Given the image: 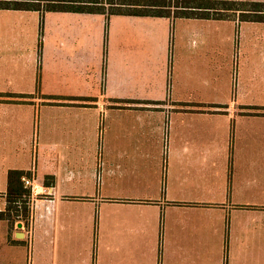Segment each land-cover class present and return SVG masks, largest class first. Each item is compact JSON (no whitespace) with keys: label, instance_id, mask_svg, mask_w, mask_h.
I'll return each instance as SVG.
<instances>
[{"label":"crops","instance_id":"obj_1","mask_svg":"<svg viewBox=\"0 0 264 264\" xmlns=\"http://www.w3.org/2000/svg\"><path fill=\"white\" fill-rule=\"evenodd\" d=\"M25 13L128 31L138 18L201 21L0 9V264H264V102L211 104L188 85L174 101L134 97L131 32L85 63L93 80L72 85V39L27 35ZM173 45L162 60L183 82L202 61L175 58ZM56 65L69 91L54 86ZM11 171L33 180L25 211Z\"/></svg>","mask_w":264,"mask_h":264},{"label":"rangeland","instance_id":"obj_2","mask_svg":"<svg viewBox=\"0 0 264 264\" xmlns=\"http://www.w3.org/2000/svg\"><path fill=\"white\" fill-rule=\"evenodd\" d=\"M131 0H115L118 3H129ZM174 6L166 12L169 17H177L179 13L175 6L181 0H168ZM240 2L235 9L255 10L254 3H264V0H226ZM104 2H110L104 0ZM40 9L46 11L47 2H40ZM119 7V6H118ZM264 8V5H263ZM119 8H112L105 4V15L116 12ZM126 12L127 8H120ZM230 13H232L230 11ZM239 13V12H237ZM26 34L45 39L67 41L72 39L73 58L72 85L85 83L94 79L93 74L85 70V63L101 62L103 48H108L110 57L115 55V47L119 37L135 36L125 46L126 56L137 57V71L139 87L134 97L152 99L156 94L152 91H162L164 99L174 101L176 95L187 92L188 86L195 88V97L211 104H230L264 102V23H235L227 21H186L181 19H136V25L125 26L115 23L108 26L107 21L100 16L75 15L64 13H25ZM237 15V14H234ZM110 16V15H109ZM238 16V15H237ZM130 22V21H128ZM133 24V23H131ZM55 28V32L50 30ZM120 34V35H119ZM135 34V35H134ZM168 40L174 41L171 54L179 58L182 54L196 55L201 58L199 73L184 68L183 82L178 80V66L175 65L173 78L162 56L166 54L165 44ZM65 50V49H63ZM135 50V52H134ZM159 56V58H154ZM250 57L249 62H245ZM144 58V59H142ZM58 64L57 57L55 58ZM59 66V64H58ZM76 67H78L76 69ZM159 68L158 74L153 75ZM50 75L54 76V86L58 90H68L65 80L70 78L59 71L57 65ZM195 81V83L193 82ZM188 85V86H187ZM164 87V88H163ZM148 97V98H145ZM152 101V100H149ZM165 101V100H164ZM201 101V100H194ZM28 209V204H24ZM24 207V206H23ZM25 211V210H24Z\"/></svg>","mask_w":264,"mask_h":264},{"label":"trees","instance_id":"obj_3","mask_svg":"<svg viewBox=\"0 0 264 264\" xmlns=\"http://www.w3.org/2000/svg\"><path fill=\"white\" fill-rule=\"evenodd\" d=\"M47 2V11H69L92 14H105V4L112 8H119L109 15H130L139 17H169L170 8L168 0H131L129 3H116L115 0H0V9L13 10H39L40 2ZM240 2L226 0H181L175 6L179 13L178 18L201 20H230L239 19L240 22L264 23V3H254L255 10L235 9ZM119 6V7H118ZM120 8H127L126 12ZM230 11L232 13H230ZM239 12V13H237ZM237 14V15H234ZM24 173L11 171L8 175L9 195L14 201L21 199L25 210V203L31 196V190L24 188L22 178Z\"/></svg>","mask_w":264,"mask_h":264},{"label":"built area","instance_id":"obj_4","mask_svg":"<svg viewBox=\"0 0 264 264\" xmlns=\"http://www.w3.org/2000/svg\"><path fill=\"white\" fill-rule=\"evenodd\" d=\"M23 182H24L25 188L31 190V193L34 192L35 188H34V183L32 179L24 177Z\"/></svg>","mask_w":264,"mask_h":264}]
</instances>
